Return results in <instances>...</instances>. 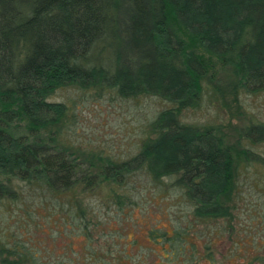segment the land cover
<instances>
[{
	"label": "trees",
	"instance_id": "obj_1",
	"mask_svg": "<svg viewBox=\"0 0 264 264\" xmlns=\"http://www.w3.org/2000/svg\"><path fill=\"white\" fill-rule=\"evenodd\" d=\"M211 61L239 106L264 92V0H0V264H264L222 250L241 188L264 204V121L181 117L224 98ZM147 97L124 148L77 140L84 101Z\"/></svg>",
	"mask_w": 264,
	"mask_h": 264
},
{
	"label": "rangeland",
	"instance_id": "obj_2",
	"mask_svg": "<svg viewBox=\"0 0 264 264\" xmlns=\"http://www.w3.org/2000/svg\"><path fill=\"white\" fill-rule=\"evenodd\" d=\"M213 62L211 61V65L208 67L207 80L212 79L210 82L212 85L218 84L221 87L225 100L222 98V102L220 98L211 99V96L207 95L200 106L194 109H185L181 117L184 121L193 123L213 121L219 124V132L224 134L228 141L235 142L238 139L239 129L250 123V112L255 115L256 119L264 121V92L250 95L241 93L240 103L242 106H239L235 94L230 91L227 72L220 63L215 62L212 67ZM69 94H72L70 90L61 91L54 98L67 99ZM128 104L84 101V104L76 111L79 117L77 140L84 144L91 138L96 143L113 142L116 148H124L130 139L136 136L140 120L146 116L147 106L162 107L165 105L163 102L160 103L158 100L148 97L142 99L141 102ZM255 174L257 173L255 172ZM249 175L245 172L243 177L247 180L251 179L252 177ZM241 189L243 192L238 201V207L234 210L233 222L236 232L230 236L224 235L226 241H222V250L225 253L229 252L234 240L264 238L262 197L258 196V193L252 188L249 190L246 185ZM158 214L160 215V213ZM146 224H149V221ZM233 262V264H237L235 260Z\"/></svg>",
	"mask_w": 264,
	"mask_h": 264
}]
</instances>
